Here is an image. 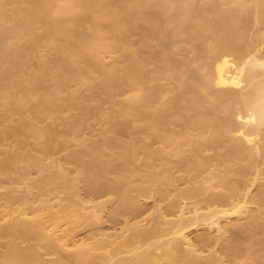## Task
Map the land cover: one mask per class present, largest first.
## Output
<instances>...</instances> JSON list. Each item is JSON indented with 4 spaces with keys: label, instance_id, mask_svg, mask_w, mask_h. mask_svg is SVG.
Returning <instances> with one entry per match:
<instances>
[{
    "label": "bare ground",
    "instance_id": "bare-ground-1",
    "mask_svg": "<svg viewBox=\"0 0 264 264\" xmlns=\"http://www.w3.org/2000/svg\"><path fill=\"white\" fill-rule=\"evenodd\" d=\"M39 25H46L43 33L35 30ZM260 33L264 34V0H65L63 4L59 0H0V103L9 110L12 104H18L19 108L24 107L20 112L30 116H23L18 125H5L4 130L16 137L19 147L27 136L47 146L52 141L51 126H40L37 121L59 110L38 104L43 99L44 103L51 102L46 97L66 83L59 79L79 73L77 69L73 72V66L83 63L87 54L98 57L107 48L133 45L132 36L137 34L141 42L128 54L127 64L121 68L110 66L104 74L92 78L102 83L108 81V86L103 87L107 93L116 86L113 78L121 71L130 82L139 83L118 111L117 117H124L126 121L120 125L112 120V129L118 127V131H124L127 125L132 126V132L161 129L154 135V140L167 148L161 157H175L173 161L178 168L199 175L209 158L193 164L194 157L199 153L211 156L212 144L234 132L238 136L228 145L229 159L221 164L246 160L237 171L247 173L264 162V48L256 43ZM107 36L112 43H107ZM42 41L46 42L49 52L57 55L56 60L44 55L36 57ZM256 67H262L263 71H257ZM170 79L173 87L162 82ZM76 92L77 89L73 91ZM85 103L79 106L86 108ZM35 106L43 108L36 110ZM208 133L215 137L198 140ZM102 152L97 142L92 141L89 147L81 143L71 158L83 167L90 190L121 189V207L131 208L133 196L127 184L121 187L124 176L119 177L122 175L119 165L116 161H103ZM128 153L129 145L124 144L118 156ZM154 153L159 157L157 150ZM5 166L9 167V163ZM226 168L225 174L214 175L225 192L212 193L208 197L210 201L225 202L240 192L245 180L231 181L228 174L233 169ZM165 174L156 168L146 176L150 182L159 184ZM200 190L209 188L197 184L181 194L195 195ZM259 199L264 202L263 192ZM243 207L237 211L241 213ZM28 209V206H17L5 213L0 210V238L5 239L1 243L0 264L109 262L99 252L105 245L99 243L78 244L71 262L61 257L46 259L41 248L53 249L61 236L71 230L61 231L56 224L49 231L45 220L49 217L53 221L70 220L76 214L65 204H61L63 214L47 209L29 216ZM215 217L212 223L217 226L219 217ZM184 224L162 227L156 222L152 230L134 225L123 245L126 251L117 247L113 258L122 264H217L216 258L202 260ZM248 233L246 240L250 238ZM34 238L39 242L34 243ZM225 249L232 255L240 250L232 243ZM253 256L257 264L264 261L262 249Z\"/></svg>",
    "mask_w": 264,
    "mask_h": 264
},
{
    "label": "rangeland",
    "instance_id": "rangeland-1",
    "mask_svg": "<svg viewBox=\"0 0 264 264\" xmlns=\"http://www.w3.org/2000/svg\"><path fill=\"white\" fill-rule=\"evenodd\" d=\"M64 2L65 0H59L60 4ZM45 28L46 25H39L35 30L43 33ZM259 35L263 37L258 36L256 43L264 48V34ZM108 39L107 43H112ZM132 40L133 45L107 48L98 57L87 54L83 63L75 64L76 68L73 66V70H78L73 72L80 71L79 73H71L72 76L69 74L67 79H59L66 83L46 97L51 102L44 103L43 99L38 104L40 106L43 103L42 106L48 105L59 110L46 114L37 121L40 126H51L52 141L47 146L36 138L27 136L24 137L26 142L19 147L16 137L5 131L4 126L18 125L23 116H30L21 113L20 110L24 107L19 108L18 104H12V109L9 110L5 104L0 103V210L5 213L7 209L28 206L29 216L47 209L63 214L65 211H61V204L69 205L76 214L74 218L53 221L49 217L44 222L49 231L56 224L60 225L61 231L71 230V233L61 236L53 249L41 248L46 259L61 257L65 262H71L78 244L85 243L90 246L99 243L105 245L99 252L109 258V262L105 264H122L113 258V251L117 247L126 251L123 245L131 235L134 225L152 230L156 227V222H160L162 227L178 226L184 222V228L203 261L216 258L217 264H257L254 252L262 249L264 255V202L259 199L262 192L264 195V162L243 174L239 171L242 163L246 164V160H241L242 163L235 160L229 165L227 162L221 164V161L229 159L227 148L234 142V137L238 136L236 133L230 132L224 139L214 142L211 156L204 157L199 153L194 157L193 164L209 158L204 172L199 175L178 168L173 161L175 157H161L167 153V148L154 140V135L161 129L132 132L131 125H127L124 131H118V127L112 129V120L118 121L120 125L126 121L124 117H117L118 111L132 88L139 83L130 82L121 71L113 78L116 86L107 93L103 87L108 86V81L102 83L92 78L99 73L104 74L107 68H121L127 64L130 61L128 54L141 42L137 34L132 36ZM44 42L38 45L36 57L44 55L56 60L57 55L53 51L49 52ZM232 58L235 59V55ZM204 60L202 57L201 61ZM256 70L262 72L263 68L256 67ZM162 82H166L169 87L174 86L171 79ZM82 102H86V108L79 106ZM38 106H35L36 110L43 108ZM60 116L64 118L59 120ZM214 137L215 135L208 133L198 140ZM176 138L180 139L181 136ZM92 141L103 148V161H116L119 165L122 171L119 177L124 176L121 187L127 184L129 194L133 196L134 204L131 208L124 210L121 207V189L103 187L92 191L87 186L85 171L71 158V154L79 149V144L89 147ZM124 144L129 145V153L118 156L122 154ZM224 148L227 152H224ZM156 150L159 157L155 156ZM6 161L9 167L5 166ZM227 166L233 169L228 174L231 181L245 180L240 192L225 202L210 201L209 196L225 192V187L214 175L225 174ZM156 168L166 172L163 182L159 184L150 182L146 176ZM111 177H115V174ZM197 184H204L209 190H200L190 196L181 194L183 190ZM241 206L247 208L243 207L244 211L240 213L237 210ZM215 215L219 217L217 226L220 227L212 223ZM1 221H4L3 217ZM233 228L238 229L239 234L230 230ZM247 233L250 238L246 240ZM4 240L0 238V248ZM32 241L39 242L36 238ZM229 243L240 248L236 255L226 252L225 246ZM260 264H264V261Z\"/></svg>",
    "mask_w": 264,
    "mask_h": 264
}]
</instances>
